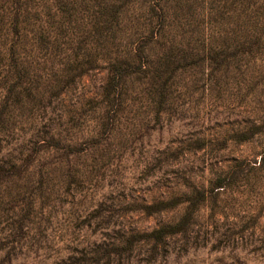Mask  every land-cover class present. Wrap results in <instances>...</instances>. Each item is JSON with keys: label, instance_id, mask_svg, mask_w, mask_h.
Listing matches in <instances>:
<instances>
[{"label": "rangeland", "instance_id": "374dc122", "mask_svg": "<svg viewBox=\"0 0 264 264\" xmlns=\"http://www.w3.org/2000/svg\"><path fill=\"white\" fill-rule=\"evenodd\" d=\"M0 264H264V0H0Z\"/></svg>", "mask_w": 264, "mask_h": 264}]
</instances>
